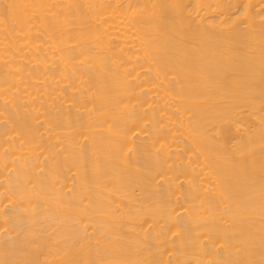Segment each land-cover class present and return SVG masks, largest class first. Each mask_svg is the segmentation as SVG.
<instances>
[{"label": "bare ground", "instance_id": "bare-ground-1", "mask_svg": "<svg viewBox=\"0 0 264 264\" xmlns=\"http://www.w3.org/2000/svg\"><path fill=\"white\" fill-rule=\"evenodd\" d=\"M0 264H264V0H0Z\"/></svg>", "mask_w": 264, "mask_h": 264}]
</instances>
